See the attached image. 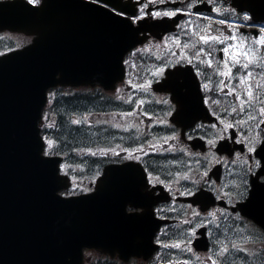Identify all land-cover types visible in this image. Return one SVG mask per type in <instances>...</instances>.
Masks as SVG:
<instances>
[{"label": "snow or ice", "instance_id": "obj_1", "mask_svg": "<svg viewBox=\"0 0 264 264\" xmlns=\"http://www.w3.org/2000/svg\"><path fill=\"white\" fill-rule=\"evenodd\" d=\"M27 3L34 6L41 5V0H27ZM85 4L91 5L93 11L100 13L130 34L132 45L128 58L124 59L123 56L119 58L124 65L139 71L137 59L143 62V58L149 56L160 61L151 68L145 67L146 78L142 83L134 82L132 78L124 81V84L132 90V94L126 99L119 94L115 98L133 107L129 111L113 113V117L142 115L153 126H163L165 129H171V132L164 136L152 135L151 139H143L140 142L134 140L128 146L116 144L107 147L72 148L70 151L80 157L87 155L99 158L100 162L122 164L124 168L141 166L140 195L153 204L166 199L157 192L159 186L172 197L171 203L149 211L148 214L154 215L157 221L174 218L169 217L167 213L177 211L173 205L178 196L192 197L187 203L185 218L182 221L183 224L189 225L186 234H181L184 238L171 242L161 239V236L168 235L166 224L155 235L157 255L154 259L158 264H190L189 259H174V253L162 255L160 249L193 253L194 249L191 245L194 240L199 239V229H205L200 235H206L211 247L207 248V255L203 260L199 255L194 256L196 264H254L255 261L264 264V249L260 252L251 251L246 246L249 237H239L245 244L242 247L241 243L226 234H221L217 213L227 219L225 216L227 209L214 208L203 213L199 210L201 202L208 198L209 192L215 194L216 200L226 201L235 213L234 218L239 219H243L239 217V211H244L250 206L258 208L264 201V22H258L244 12L240 0H236L234 7L232 5L225 7L220 0H132L130 7L117 3V0H88ZM200 4L213 6L204 12L198 7ZM237 8L241 11L237 12ZM208 12L215 15H209ZM193 17L195 20L192 19ZM195 21L206 23L201 26ZM214 25L222 27H214ZM166 26L176 31L167 34ZM159 29H164L165 34L157 31ZM136 44L140 47H135ZM153 50L164 51L165 55H157ZM208 69L211 71H207ZM193 70L195 78L199 80L197 97L211 111L216 122L197 123L200 117L191 116L185 110L184 99L189 93V86L181 82L179 77L185 72L191 74ZM213 77L219 79L214 80ZM139 79L137 77V80ZM153 84L171 93V99L175 100V104L166 98L155 101L157 104L167 106L162 116L154 115L147 110L141 112L140 109L146 101L142 98H134L137 91L151 93ZM120 91V89L116 90L117 93ZM201 92L203 95H200ZM213 92L233 99L226 106H222L221 99L213 98L211 95ZM54 95L49 93L50 97ZM92 115L93 113L87 112L73 118L76 114L72 113L69 122L72 125L90 124L89 117ZM168 117H172L174 123H171ZM48 120L47 114L42 118L38 116L36 124L46 131L43 135L37 133L36 138L38 157L43 163L51 166L56 181L54 197L65 204L95 198L101 185L109 178L108 171L111 170L101 171L97 163V169L89 184L84 186L82 180L70 174L84 171V166L82 164L73 166L63 159L69 153L61 149V140L48 135L47 130L55 127V123H49ZM96 123L110 122L97 120ZM177 124L184 129H191V132L176 131ZM112 126L123 128L124 131L136 128L137 138L139 139L141 135L136 124L124 126L114 123ZM182 135L189 141L204 140L207 151L191 152L186 145L180 144ZM220 141L223 143H219ZM165 145L168 147H164ZM177 151L190 157H197L195 169L186 166L183 160L173 158L169 163L177 166V170L167 168L158 171L144 160V157L150 154ZM219 152H225L227 155L218 156ZM191 163L192 161L188 162L189 165ZM219 164L238 166V169L233 167L229 172V176L233 179L228 184L217 185L210 176L213 167ZM229 186L232 190L225 191ZM60 189L63 191H59ZM124 203L132 206L128 213L130 217L145 214L135 211L143 207L135 198L126 199ZM193 205L197 207L194 208ZM236 205H240L239 211L236 210ZM204 207L206 208L207 205ZM259 213L264 217V211ZM252 219L255 220L256 217L253 216ZM256 223L264 229V223L260 220H256ZM232 231L236 230L232 229Z\"/></svg>", "mask_w": 264, "mask_h": 264}, {"label": "water", "instance_id": "obj_2", "mask_svg": "<svg viewBox=\"0 0 264 264\" xmlns=\"http://www.w3.org/2000/svg\"><path fill=\"white\" fill-rule=\"evenodd\" d=\"M0 28L36 35L30 46L0 58V264H82L84 246L132 247L120 215L121 181L128 179L120 176L123 166L104 170H111L109 178L95 198L61 203L36 138L46 89L94 83L113 88L122 77L119 58L132 45L130 34L73 0H44L33 8L0 3ZM259 211L264 201L240 212L264 223ZM144 213L135 229L140 239L162 222ZM193 244L206 248L204 238Z\"/></svg>", "mask_w": 264, "mask_h": 264}, {"label": "flooded vegetation", "instance_id": "obj_3", "mask_svg": "<svg viewBox=\"0 0 264 264\" xmlns=\"http://www.w3.org/2000/svg\"><path fill=\"white\" fill-rule=\"evenodd\" d=\"M83 1L88 2V0H83ZM0 2H17L18 4H22L25 6L30 5L27 3V0H0ZM41 2H42V0H41ZM220 2H222L225 7H227L228 5H232L234 7L236 4V0H220ZM117 3H119L123 6H126V7H130L132 5V0H117ZM240 3L243 5V11L247 12L248 15L252 16L254 20H257L258 22H264V11L261 10L260 12H257L260 9L264 8V5H263L264 0H249L248 4L245 3L244 0H240ZM247 5L249 6V10H245V7ZM212 6L213 5H204V4L198 5V7L204 12H207L208 8H210ZM240 11H241V9L237 8V12H240ZM208 14L209 15H215L214 13H210V12H208ZM241 14H243V13H241ZM192 19L195 20V17H193ZM195 22L200 23L201 26H203V23H206V22H201V21H195ZM166 27L168 29L167 34H171L172 32L176 31L175 29L171 28L170 26H166ZM214 27H222V26L214 25ZM157 31H159L161 34H165L164 29H159ZM244 31H251V30L244 29ZM29 41H30V38L21 34V33H14V32H9V31L0 32V54L7 52V51H9L15 47L22 46V45L28 43ZM135 47H140V45L138 44ZM168 47H171V45H168ZM153 51H155L157 55H161V56L165 55L164 51H156V50H153ZM217 55H219V54H217ZM127 58H128V53L125 56V59H127ZM136 63H137L139 71H134L129 66L125 65V76H124V80L122 82V87L120 85V87H121L120 95L123 97L127 98V96L129 94H132V90H130V88L124 84V81L128 80L129 78H132L134 82H141L142 83L143 79L146 78V73L144 71L145 67L151 68L155 64H159L160 61H156L154 59V57L150 58L149 56H145L143 58V62L140 59H137ZM207 71L210 72L211 70L208 69ZM137 77H139L140 79L137 80ZM213 79L218 80L219 78L213 77ZM179 80L181 82L187 83L189 86V93L185 97L186 102L184 103L185 104V110L189 114L192 112V110H194V102L192 100V97L198 98L197 97V85L199 83V80L195 78L194 70L192 71L191 74H188L187 72H185L183 75H181L179 77ZM162 82L163 81H161V83ZM152 89H153V91L151 93H142V92L137 91V92H135L134 98H142L146 101L145 105H143V107L140 109L141 112L147 110L149 112L154 113V115L162 116L164 111L167 110V106L163 105V104H157V103H155V101L162 99V98H166V99H169L172 104H175V100L171 99V93L159 88L156 84L152 85ZM200 95H203V93L201 92ZM211 95L213 96V98L221 99L222 106H226L233 99L232 97H224L222 94H217L216 92L211 93ZM132 107H133V105H129V104L125 103V107L120 112L129 111V110H131ZM217 111H219V109H217ZM209 112L211 114V111H209ZM173 115H174V113H173ZM132 119L135 120V124L137 125L141 135L138 139L136 128H129L128 131L123 130V132H124V134L122 136L123 139L119 143V144H122L123 146H128V145L132 144L134 140H137V142H140L143 139H151L152 135L164 136V135H167L171 132V129H165L163 126H158V125L153 126L152 123L146 117H144L142 115L133 116ZM132 119L129 121V123L127 125L134 124ZM208 119L209 118L200 119L197 121V123L209 124V123L216 122V120H213L211 122H207V121H209ZM229 119H231V117H229ZM168 120L171 123H173L170 120V117H168ZM127 125H125V126H127ZM176 131L181 132V133H183V132H189L190 133L191 129H184L179 124H177L176 125ZM144 133H147L148 135L144 136L143 135ZM170 143H175V142L170 141ZM180 144L186 145L189 148V150L191 152H194V153L195 152L203 153V152L207 151V145H206V142L204 140L196 139V140L189 141L186 139V137H184L182 135ZM164 147H168V145H165ZM237 147H240V146L237 145ZM217 155L218 156H226V155L221 154V153H217ZM173 158H175L177 160H183V162L186 166H191L194 169L196 167L195 159H197V157H190V156H187L184 153H181L179 151H177L176 153L150 154L149 156L144 157V160L147 161V163L149 165H152L158 171H163V170H166L167 168H171L173 171H175V170H177V166L170 165V163H169ZM189 161H192V163L190 165L188 164ZM105 164H110V163L103 162V165H102V163L99 164V165H101V167H100L101 170ZM202 164H203V161H202ZM92 165H95V162H93ZM233 167H236L238 169V166H226L223 164L215 165L213 167L212 172L210 173V176L214 181H216L217 185L228 184L229 181L231 179H233V177L229 176V172L232 171ZM129 173L132 174L131 175V182L123 185V189L124 190L130 189V190L135 191V192L139 191V193H140L139 181H140L141 171H132ZM219 174H220V176H219ZM135 178L139 179V180H137V182H136ZM88 184H89V182H88ZM173 187H176V186L173 185ZM231 190H232L231 186L225 188V191H231ZM135 192L130 193V195L127 196L124 199V201L126 199H129V198H135V195H136ZM157 192L160 194L159 186L157 188ZM166 193L169 195V193L167 191H166ZM212 194L215 196L214 193H212ZM154 195H155V193H154ZM135 199L140 204H142V202H144V203L151 202L150 200L145 199L143 197H139V198H135ZM171 201H172V197L169 195L167 202H160V200H159L155 204H153L152 209L155 207H158L160 205L166 204V203H171ZM187 201H190L189 197L178 196L176 198L175 204L173 206L177 208L176 213H178L179 216H172V214L167 213V215L169 217H174V218H170V219H174L175 222L171 223V224H166L168 226L166 229V231L168 232V235L167 236H161V239L166 240L167 242H171V241L176 240L177 233H179V231H180V226L177 227V225H179V222L181 223L183 221V219L185 218V209H186V206L188 203ZM181 206H183V207H181ZM193 207L196 208L197 206L193 205ZM124 208H125L126 212H130V210L132 209V206L130 204H126L124 206ZM214 208L227 209V211L225 212V213L228 212V214H225V216H227V217L235 216V213L232 214L229 212L231 207L228 205V203L226 201H220V200L215 199V204L208 211H210ZM143 209H144V207H141V208L135 209V211L141 212V211H143ZM199 210H200V208H199ZM217 215H218V213H217ZM219 216H220V214H219ZM189 218H190V214H189ZM222 219H225L224 216H222ZM159 232H160V230L156 234H158ZM227 236L229 237V235H227ZM154 241H155V236H154ZM208 243H209V247H211L209 240H208ZM160 252L162 255H165V256H167V254H169V253H174V257H173L174 259H177V260L189 259L190 264H196V261L194 259L195 255H199L202 260L207 255V251L206 252L194 251L193 253H187V252H180V251H175V250L172 251L170 249H163V250H160ZM156 255H157V252L149 260H147V262H145L144 264H158V261L154 259L156 257ZM129 261H138L139 263L143 262L141 258H134V257L130 258Z\"/></svg>", "mask_w": 264, "mask_h": 264}, {"label": "trees", "instance_id": "obj_4", "mask_svg": "<svg viewBox=\"0 0 264 264\" xmlns=\"http://www.w3.org/2000/svg\"><path fill=\"white\" fill-rule=\"evenodd\" d=\"M64 110H59V116L63 119V125L70 124L69 116L72 113L78 114L79 111H83V109H93V108H103V106L95 103L94 101L87 99H78V100H69L64 105ZM66 109V110H65ZM63 132V140L68 142V148H78L81 146H86L93 136L84 130H78L73 128L71 125L69 128H64Z\"/></svg>", "mask_w": 264, "mask_h": 264}, {"label": "rangeland", "instance_id": "obj_5", "mask_svg": "<svg viewBox=\"0 0 264 264\" xmlns=\"http://www.w3.org/2000/svg\"><path fill=\"white\" fill-rule=\"evenodd\" d=\"M100 113L101 114H96V115L90 116L89 117L90 122H96L97 120L102 121V120H104V118H106L107 121H109L112 124L120 123V124L125 126L133 118V117H121L120 115L119 116L116 115L115 117H113V115H112L113 113L110 114L108 117H104L103 112H100ZM115 113H116V111H115ZM133 123L135 124V120H133ZM172 215L173 216H179L178 213H176V212H173ZM241 233H242V235H240L239 237H249V240L247 241V245L246 246L251 251L260 252L262 249H264V237L261 234V232H259L256 229H254V227L248 225V226L245 227L244 230H242ZM239 237L235 238V240L237 242L241 243L242 247L245 246L244 242L241 241L239 239ZM176 251H179V250H176ZM254 264H261V261H255Z\"/></svg>", "mask_w": 264, "mask_h": 264}]
</instances>
